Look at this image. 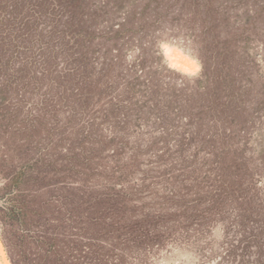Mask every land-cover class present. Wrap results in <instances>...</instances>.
<instances>
[{"label":"rangeland","instance_id":"obj_1","mask_svg":"<svg viewBox=\"0 0 264 264\" xmlns=\"http://www.w3.org/2000/svg\"><path fill=\"white\" fill-rule=\"evenodd\" d=\"M0 246L264 264V0H0Z\"/></svg>","mask_w":264,"mask_h":264},{"label":"clouds","instance_id":"obj_2","mask_svg":"<svg viewBox=\"0 0 264 264\" xmlns=\"http://www.w3.org/2000/svg\"><path fill=\"white\" fill-rule=\"evenodd\" d=\"M159 48L163 55L164 63L168 68L190 79L200 75L202 65L195 55L181 51L179 48L174 47L168 40H161ZM176 255H179V253ZM189 259L187 256H182L177 260H162L159 264H181L182 261L187 264ZM0 264H8L7 259L4 258L2 246H0Z\"/></svg>","mask_w":264,"mask_h":264}]
</instances>
